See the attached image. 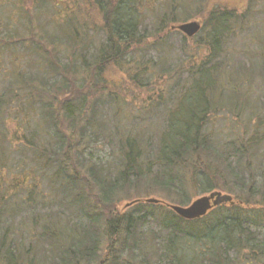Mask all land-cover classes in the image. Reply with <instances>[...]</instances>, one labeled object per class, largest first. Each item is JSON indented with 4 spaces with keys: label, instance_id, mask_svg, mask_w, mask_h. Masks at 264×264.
<instances>
[{
    "label": "trees",
    "instance_id": "16d2710c",
    "mask_svg": "<svg viewBox=\"0 0 264 264\" xmlns=\"http://www.w3.org/2000/svg\"><path fill=\"white\" fill-rule=\"evenodd\" d=\"M245 1L240 13L234 9L210 11L202 36L210 46L209 53L189 70L193 73L189 77L190 87L171 94L173 101H180L169 109L165 125L158 124L155 130L152 124L143 126L147 122L141 123V120L135 121L140 128L134 124L130 127L135 122L126 116L129 113L141 118L153 108L139 110L134 106L135 112H131L125 98L120 97L108 102L111 105L115 102L119 108L115 114H109L108 107L97 105L100 103L96 97L102 92L100 83L109 82L105 72L111 64L120 66L130 77L135 72L134 64L139 63L145 65L141 68L143 76L157 74L160 79L167 73L177 75V65L170 64V67L163 56L170 54L165 39L178 33H172L171 27L186 20L185 12L179 15L182 12L179 4L170 6L175 11L167 8L162 12L165 7L159 3L155 13L154 8H145L151 0H48V33H41L42 38L48 36L44 46L25 39L0 43V54L4 51L14 68L9 70L11 66L7 69V63L0 61V186L4 185V196L0 198L4 202L8 197L17 209L18 205L30 206L37 193L42 194L38 191L39 183L27 178L28 166L35 165L34 173L39 172L41 179L48 176L49 209L70 201L75 188L81 192L78 202L85 206L84 216L88 217V208L98 210L95 217L88 218L89 226L78 217L71 231L66 230L62 213L48 212V229L43 227L42 232L48 230L49 253L60 254L58 264H91L97 259L100 264H107L113 258L115 264H152L159 256L156 252L149 256V249L155 246L166 247L164 255L159 256L162 264H264V240L260 238L261 232L264 233V171L258 190L254 174L250 173L249 185L233 181L232 186L227 187L231 182L226 180L222 186L218 171L210 170L207 163L214 157L219 161L222 155L232 152L245 155L250 150L254 160L259 156L258 147L264 148V92L261 96L257 94L258 82L264 88V32H260L264 24V0ZM36 3L43 7L44 0H36ZM83 4L88 5L87 12L82 10ZM38 9L42 12L41 6ZM25 14L29 13L25 10ZM8 32L9 40L18 36L16 29ZM151 32L152 38L157 39L156 46L144 48ZM241 37L250 40L241 50L247 51L249 63L240 59L242 53L231 61L226 56L225 46ZM192 40L199 43L195 38ZM250 45H257L260 50L254 52L247 48ZM15 50L29 51L36 57L31 62L33 67L30 63L18 65L19 56L13 58ZM181 51L190 52L185 42H181ZM154 53L161 57L157 62L150 57ZM140 57L148 61L143 62ZM260 60L261 63H257ZM137 76H141L138 82H146L141 72H135L132 78ZM90 79L95 84L88 85ZM244 84L251 90L240 91ZM230 85L235 90L225 89ZM159 101L166 106L168 100ZM218 111L234 114L232 120L227 116L222 119L229 120L230 127L223 124L216 140V132L209 126L222 118ZM121 118L126 124L118 120ZM64 121L70 127L68 131L62 127ZM78 128L79 139L73 134ZM228 132L232 137L226 141L227 135L223 134ZM108 135H111L109 141L121 147L118 150L122 155L120 163L98 167L86 161L84 145L91 142L89 139H105ZM151 138L157 144L156 151L149 147ZM202 154L210 156L203 160ZM249 159L250 154L248 163L252 164ZM38 161L46 163L41 165ZM155 168L163 170L161 174L157 171L156 177L167 172L171 181L174 173H182L187 168L189 172H185L192 182L196 178L206 192L221 190L231 194L235 205L221 206L195 221H185L170 211L147 204H144L146 207L136 206L128 213H114L117 209L113 203L121 194H127L125 189L139 185ZM229 168L236 176L237 172ZM83 171L91 177L89 183L79 182L86 180ZM20 178L22 181H17ZM8 180L12 182L9 187ZM92 194L100 199L94 196L93 200ZM42 199L45 201L46 197ZM75 201L76 198L71 203ZM107 206L112 208L108 214ZM142 210L151 212L144 215ZM150 219L160 225L159 231L145 230ZM8 237L2 239L0 246L5 245ZM104 245L108 247L107 259L100 255ZM22 246L23 243L14 241L5 255L0 253V264L34 263L33 260L14 261L12 247ZM59 246H62L61 252L57 250ZM121 251H128L131 257L125 261ZM134 251L145 259L133 257Z\"/></svg>",
    "mask_w": 264,
    "mask_h": 264
},
{
    "label": "rangeland",
    "instance_id": "374dc122",
    "mask_svg": "<svg viewBox=\"0 0 264 264\" xmlns=\"http://www.w3.org/2000/svg\"><path fill=\"white\" fill-rule=\"evenodd\" d=\"M159 3L162 5V7L164 4L165 8L163 9L162 12H165L167 8L171 10L172 8L170 6L172 5L179 4L180 11L182 10V12L179 15H181L183 12H185L184 15H186L185 17L186 20L183 21L184 23L196 21L201 25V29L199 33L195 35V37L193 38H188L186 35H184L181 32L174 33L175 31L170 30L172 33H174L173 38L168 37L165 39L167 40L165 43L166 44L169 43L167 44V46H170V48L168 49L170 54L163 57L167 61V65L169 66L170 64L177 65V71H178L177 75L176 72L167 73L166 74L167 76L165 75L166 78L163 77L160 79L159 77H157V74H155L154 77H149L147 75L143 76V72L141 71V68H143L145 65L139 63V64H134L133 71L141 72V75L145 78L146 82H138L140 81L141 76L132 78L135 72H133L132 76L130 77L127 72H125L120 68V66L111 64L109 67H107L108 70L105 72V78L109 82L100 83L99 89L102 92H100V94L97 96L98 98L96 97V101L100 103L97 105H102L103 108L108 107L107 111H109V114L111 113L115 114L119 108L117 104H115V102L113 105H111L108 102L116 99L118 100L120 99V97L125 98L127 103L126 105H128L131 112H135L134 106H136V108H138L139 110H142L143 108L145 109L153 108L151 112L147 111L146 113L142 114L141 118L140 116L139 117L136 116V114L130 115L128 113V115H126L130 118L129 120L132 122H135L136 120L143 121V122L140 121L141 123L147 122L143 126H147V124H152L153 130L157 129L159 125L160 126L165 125L164 119L169 109H173V106H175V104L179 103L180 101V99L173 101L172 100L173 97L171 98V94L174 92L183 91L190 87L189 77L193 73L189 72V70H191L192 67H195L196 63L200 62L209 53L208 51L210 49V46L208 43L204 41L202 36L205 35L203 29L205 26V22L209 20L210 11L211 10L230 11L234 9L237 10L238 13H240L241 9H244V5L246 4V1L245 0H151V2L146 4L145 8L148 7H151L152 9L154 8L153 11L156 13L155 9L157 7V4L159 5ZM39 6H41L42 8V12L40 11V9H38ZM81 8L82 10H84L85 8H88V5L83 4V7L81 6ZM24 9L29 14H25ZM85 10H86L85 12H87V9ZM173 11H175V9ZM144 12L152 17V13H148L146 9L144 10ZM259 21H260V17H259ZM183 22L176 23L174 26L180 25ZM256 26H260V25H256ZM0 27H2L0 28V34H1L0 43H9L10 41L17 42L22 39H25L30 42L38 41L37 44L40 42L39 45L44 46L46 42H48V36L42 38L43 36H41V33L43 34L44 32L48 33V0H44L43 7L41 3L37 4L36 0H0ZM14 29L18 31L17 32L18 36L15 37L16 35H13V37L15 38L9 40V37H7L9 33L8 31H13ZM260 32L262 33L264 32V24L262 25ZM248 34H252V32H249ZM152 37H153V33L151 32V37L146 41L144 48H155L156 46L155 40L157 39ZM194 38L197 39L199 43L196 44L197 41L192 40ZM241 38L240 40H236L237 42H230L228 46L227 45L225 46V48H227L226 56L231 61L233 60V57L239 58L238 56L242 53L240 59L244 63H249L250 58L248 59L245 53L247 51H241V50H243L242 48H245L244 44L246 43L250 44L249 43L250 40L247 39L246 37H243L242 39ZM104 39L105 41L107 40L106 38ZM101 40H102V35L101 38H99L98 45ZM181 42H185L190 52L184 53L181 51ZM247 48H250L254 52L260 50V47H258L257 45H250ZM13 53H14L13 55L14 59L16 58V56L17 57L19 56L18 60L19 58L20 61L22 60L21 62L18 61V65L24 66V64L30 63V66L33 67L31 62L36 60V57L32 56L29 51L23 53L22 51L15 50ZM152 53L153 52H151V54ZM23 54L25 55V57H22ZM5 56L7 55L3 51L0 54V59H1L0 61L7 63L6 67L7 69H9L11 65L9 64L10 62L8 61V59L5 58ZM150 57H152L153 58L152 60H154L155 62H157L158 59L161 58L158 57V55L155 53ZM141 60L143 62L148 61L147 58H141ZM128 62H130V60ZM257 63H261V60ZM179 66L180 67L183 66V68H180L181 69L180 70ZM11 69L14 68L11 66L9 70ZM75 73L78 74V71L75 70ZM168 79H170L171 82ZM2 83L4 82L1 81V84ZM90 83L92 85L95 84L93 79L89 80L88 85H90ZM258 83L259 84L257 85L258 87L257 94L261 96L264 92V88H263V84H260V82ZM230 86L231 87L226 86L225 89L228 88L230 91L235 90L233 88V85ZM248 90H251V87H248L245 84L243 86L241 85L240 91H248ZM161 98L168 100L166 102V106H164L163 103L159 101ZM65 104H67V101L64 103V105ZM253 105L256 106L257 104L254 102ZM102 106H101V111L103 112L104 110ZM218 112H219L218 114H220L219 116L222 118H220L216 122L213 121L211 127L208 124L205 129L208 130L207 128L209 126L210 130L215 131L216 140L217 138L220 137L218 133H220L221 130L223 129L222 127L223 124H225L224 126L230 127L229 120L223 121L222 119H225L226 116L229 119H231V115L233 116L234 114L231 111H226L225 113H222L221 111ZM212 115L215 114L212 113ZM59 116L62 119L61 114H59ZM118 120L122 121L123 124H126V122L123 121L124 119L121 118ZM37 121H39V119ZM76 123L81 124V121L80 122L76 121ZM133 124L134 126L140 125L138 124V122H135L132 123L130 127H132ZM62 127L66 128L67 131L70 128L69 125L65 123V121L63 122ZM78 130L79 128L74 130L73 133L75 137H77V139H79L77 135ZM223 135H227L226 141H229L230 138L232 137V135L229 132ZM150 136L151 135H147V137ZM109 137H111V135H108V137L105 138L106 140L104 138L102 139L98 138L97 140V138L95 137L92 138L90 137L91 139H89V141L91 142H87V144L84 145V150H85L84 159H86V161L92 164L99 165L98 167L103 166L102 164L112 165V162H116V161L117 164H119L122 155L121 153L118 152V150L121 149V147L119 143L115 144L113 140L109 141ZM149 141L151 142V146L149 145V147H151L152 151L155 150L156 149L155 145H157L155 139L151 138ZM248 148H249L248 150H250L249 146ZM248 152L249 151H247L245 155H243L242 153L238 154L237 152H232L230 155L226 154L220 156L219 161L214 160L216 159L215 157L208 160L207 163H209L210 165L211 168L210 170L218 171V181L219 183L222 184V186L226 180H228V182H231V184H228L227 187L232 186L233 181L235 182L237 181L238 183H242V184H244L245 182V185H249L250 182L248 179L250 177V174H254V178L257 183V184L255 183L256 184L255 188L258 190L259 187L258 184L261 183L262 174L264 171V148L263 146L258 147L256 153L259 156L255 157L254 160L251 155V150L250 153ZM202 153L205 152L202 151ZM249 154L251 157L249 161L252 164L248 163ZM209 156L210 155L202 154V159L206 160V158H208ZM38 162L41 165H44L46 163L44 161H38ZM66 166L67 165H65V167ZM229 166L233 171L237 172L236 176L235 175L233 176V173L231 172ZM250 166L251 168H249ZM35 167H36L35 165L28 166L27 173L29 175L27 176V178H30L31 182L36 180L39 183L38 191H42V194L37 193V195L40 194V197L37 195L35 196V198L38 199L37 201L34 198V201H31L30 206L25 204L23 206L18 205V209H19L18 210L17 207L14 205V203L12 204L10 201H8L7 196H6L7 200L4 202L0 198V245L2 239L4 240L6 235L9 236L7 238V242L4 241L5 245L0 246V253H2V255H5L7 249H9L13 244V242L16 241L17 244L23 243V246L21 248L12 247V250L14 251V254L16 256V258H14L15 262L19 259H23L24 261L33 260L34 263L32 264H58L59 263L58 259H60V254H58V252H55L54 255H51L49 253L50 246H48V230L45 233L42 232L43 227L48 229V212L55 210L62 213L64 219L63 220L64 226H66L67 231H71V226L73 225L74 221H77L78 217H80L79 220L81 222H83L86 226H89L90 222L88 221V218L92 219L93 217H95L98 210L95 207L88 208V217L84 216L83 212L85 206L84 205L80 206L79 205L80 202H78V194H80L81 192L77 191L75 188L72 189V195L70 197V201H64L66 202V204H64L62 207L59 206L58 208L49 209L48 208V202H49L48 176H46L47 178L44 180L41 179V174L39 172L34 173ZM152 168H154V166ZM227 169L230 170L231 175ZM112 171L115 172L114 169H112ZM157 171H159L160 174L163 173V170L155 168L153 169L152 174L145 176L140 184L139 182L136 183L139 185H135L131 189L126 188L125 191L127 194L124 195L121 194L119 196V199L115 203H113V205H115L114 207L117 209L113 212L124 214L133 210L136 206H145L144 204H147L149 207L163 208V210L170 211L174 214V212L171 211L166 206V204L186 207L190 205L193 201L201 197H204L206 195H209L211 192H221L223 195L231 196V194L223 192L221 190L206 192L205 186L197 182L196 178L193 180V182L190 180L189 176L186 173L189 172V169L187 168L185 169L186 172L182 171V173H178V174L174 173V175H172L174 178L172 179L173 181L169 179L168 176L169 174L167 172H165L161 177L160 176L156 177ZM82 173L83 176L86 178V180H80L79 182L80 183L82 182V184L89 183L91 181V177L89 178V176L85 171H83ZM39 176L41 181L39 180ZM17 181L19 182L22 181V178L18 179ZM160 182L164 185H161ZM6 184H8L9 187V185H11L12 182L8 180ZM3 186L4 185L0 186V197L4 196ZM98 193H100V191ZM43 194L46 197L45 201H43L42 199V197L44 198V196H42ZM94 196L96 195L92 194L93 200H94ZM75 198L76 201L74 203H71V201H74ZM98 199L100 198L96 196V200ZM148 199H155L158 201H162L165 204H148L145 202ZM256 199L258 200V198ZM135 201H139V202L136 205L128 206L129 204ZM232 201H235L234 198H232ZM92 203L95 202L92 201ZM227 207H229V205H227ZM108 210H112V208L107 206V208L105 209V211H107L106 212L107 214H108ZM147 211L148 213L151 212L150 210ZM140 212L141 214L144 215L148 214L143 210ZM158 218L160 217L158 216ZM154 219H156V216ZM149 221L151 223L146 225L145 230L150 229V230L159 231L160 225L156 224L152 219H150ZM261 233L263 235H261L260 238L264 240V233L263 232ZM162 241L164 242V245H166L165 241L164 240ZM158 242L159 241L157 240L156 243ZM102 243L105 244V240L102 241ZM57 250L61 252L62 246H59ZM149 250H150L149 254L151 252L152 253L156 252L159 254V256L160 255L163 256L166 251V247L161 249L159 246H155L154 249L151 247ZM24 252H28L26 254L27 257L23 255ZM121 252H123L124 255L121 258L124 259L125 261L126 259L128 260L129 257H131L128 251L127 252L121 251ZM107 254H108V247L104 245L102 246L100 255L102 256L103 259H107ZM135 255H137L138 260L145 259L144 256H140L139 254H136V252L134 251L133 257ZM149 256L151 257V254ZM159 256L155 258V262H153L152 264H162L159 263L161 262ZM100 262L101 261L97 259L91 264H100ZM107 264H115L114 258L111 262H108Z\"/></svg>",
    "mask_w": 264,
    "mask_h": 264
},
{
    "label": "water",
    "instance_id": "95a60500",
    "mask_svg": "<svg viewBox=\"0 0 264 264\" xmlns=\"http://www.w3.org/2000/svg\"><path fill=\"white\" fill-rule=\"evenodd\" d=\"M201 25L196 22L183 23L172 27V30L180 31L187 37L192 38L199 33ZM135 201L128 206L137 204ZM148 204H160L161 202L155 199H148L145 201ZM232 203L230 195H223L220 192H213L208 196L201 197L193 201L189 206L182 207L176 205H167L177 216L188 221H194L204 218L212 209L221 205Z\"/></svg>",
    "mask_w": 264,
    "mask_h": 264
}]
</instances>
